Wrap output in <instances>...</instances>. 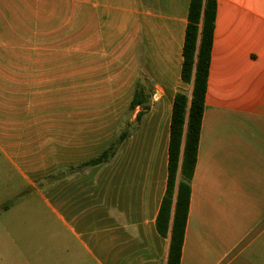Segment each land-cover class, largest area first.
<instances>
[{
    "label": "crops",
    "instance_id": "0c3cea01",
    "mask_svg": "<svg viewBox=\"0 0 264 264\" xmlns=\"http://www.w3.org/2000/svg\"><path fill=\"white\" fill-rule=\"evenodd\" d=\"M215 2L180 264H264V0ZM189 4L0 0V264L167 263L156 217L173 100L192 88ZM127 123L113 158L84 166Z\"/></svg>",
    "mask_w": 264,
    "mask_h": 264
},
{
    "label": "trees",
    "instance_id": "16d2710c",
    "mask_svg": "<svg viewBox=\"0 0 264 264\" xmlns=\"http://www.w3.org/2000/svg\"><path fill=\"white\" fill-rule=\"evenodd\" d=\"M215 12V0H190L182 51L181 79L191 84L192 88L190 95L183 90L177 91L173 100L167 184L156 217L157 230L162 235L170 231L166 264H180L189 206L190 181L197 160L203 117ZM136 106L142 107L135 119L138 123L148 109V105L144 104V90L142 91L138 84L129 109L133 110ZM128 127L129 123L104 151L85 162L84 166L111 160L129 135Z\"/></svg>",
    "mask_w": 264,
    "mask_h": 264
}]
</instances>
